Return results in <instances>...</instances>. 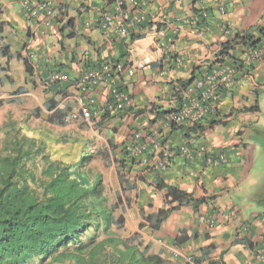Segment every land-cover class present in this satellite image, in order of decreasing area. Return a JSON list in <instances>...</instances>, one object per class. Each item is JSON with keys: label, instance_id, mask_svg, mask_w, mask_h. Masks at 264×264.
<instances>
[{"label": "crops", "instance_id": "obj_1", "mask_svg": "<svg viewBox=\"0 0 264 264\" xmlns=\"http://www.w3.org/2000/svg\"><path fill=\"white\" fill-rule=\"evenodd\" d=\"M222 4L226 8L224 14L219 10ZM56 5L63 15L61 27L49 29L43 37V22L28 19L21 0H0V65L8 63L10 69L8 74L0 73L3 90L0 99L24 98L29 102V97L39 92L44 99L46 118L54 113L63 117L64 125L57 124L63 128L74 122L77 140L82 134L78 122L89 127L106 126L118 159L123 156L124 142L134 120L126 113L106 110L109 101L106 87L92 86L82 91L78 78L83 70L104 61L151 56L152 63L146 69L134 76L123 74L118 80L131 93L137 121L145 127L163 117L156 110L151 111L150 103L156 102L165 110L178 106L172 90L175 83L193 77L195 81L217 65L224 42L238 36L257 38L264 31V0H145L144 11L151 28L143 27L141 34H136L142 36L138 39L132 35L128 39L114 35L108 39L101 29L85 25L94 16L93 7L101 5L116 11L114 1L105 5L103 0H56ZM203 6L208 12L204 23H188ZM223 26L227 27V33ZM158 27L166 30V48L158 45ZM244 50L239 39L229 54L239 58ZM179 57L183 59L182 65L176 62ZM25 58L33 68L32 73L26 70ZM56 69L67 73L68 79L45 86L44 79ZM262 92L264 62L256 63L251 72L239 68L234 86L222 92L200 124L175 125L163 130L161 140L165 148L190 140L193 146L204 145L215 156L225 154L227 161L221 165L210 166L204 158L187 162L181 155L172 157L168 168L162 171L138 162L131 167L125 164L130 191L129 200L123 199V204L129 215L121 214L125 224L128 219L136 224L129 237L136 235L135 245L180 264H210L211 260L219 264H264V257L255 252L256 246L264 248V203L259 201L264 194V168L255 169L256 165L264 164L262 157L255 158L264 135ZM82 95L94 100L92 124L80 112ZM53 98L56 107L49 109ZM115 126L119 128L117 133L109 129ZM59 140L62 144L69 142L67 137ZM112 165L120 197L125 198L113 159ZM158 179L196 198L209 199L198 211L192 206L174 211L158 230L151 227L141 230L140 224L146 222L147 215H157L160 209L170 207L164 202V192L155 186ZM214 218L216 227L211 228ZM184 237L185 242L176 244Z\"/></svg>", "mask_w": 264, "mask_h": 264}, {"label": "trees", "instance_id": "obj_2", "mask_svg": "<svg viewBox=\"0 0 264 264\" xmlns=\"http://www.w3.org/2000/svg\"><path fill=\"white\" fill-rule=\"evenodd\" d=\"M205 20L206 18L202 17L198 23H204ZM140 37L141 35L132 34L134 39ZM260 37L238 36L224 42L219 53L220 61L225 58L233 60L238 58L229 54L237 40L240 39L246 47L259 43ZM7 56L10 58L8 52ZM24 63L26 70L32 73L33 68L27 58L24 59ZM9 70L8 63L0 65V73L8 74ZM194 79L193 77L175 83L172 90L178 105L182 103L184 93ZM55 100L53 98L49 102V109L56 107ZM10 102H23V99H0V107ZM150 104L151 111L156 110L157 115L162 116L171 110L160 109L156 102ZM48 120L54 124L65 123L63 117H56L55 113ZM3 129L6 130L4 138H0V264H30L36 260L44 264L47 260L54 263L67 259L73 260L75 264H180L158 254L149 253L147 249H140L130 243V239L98 240L94 232L88 237V241L84 242L82 238L88 230L93 226L97 229L99 226L98 223L93 224L96 217L107 226L111 224L122 226L125 222L122 214L114 217L117 204L110 209L104 205L106 197L102 195L101 175L96 172L92 177L88 171L80 170V167H84L89 159L95 156L94 148L87 147L84 150L82 146L84 152L80 154L78 162L64 163L53 159L47 145L38 141L36 137L23 133L16 122L0 126V130ZM107 148L97 152L105 158L108 156L113 158L123 195L128 196L130 182L124 174V166L127 164L131 167L137 161L128 157L124 151L121 159H118L112 145ZM39 159L43 161L40 177L34 172L33 163ZM155 186L164 192V202L170 207L160 209L157 215H147L145 217L147 223L140 224L141 230L147 227L158 230L174 211L183 206H192L194 211H198L209 199L196 198L192 193L167 184L162 179H158ZM259 201L264 203V194L259 196ZM186 240L187 237H184L177 240L176 244ZM239 241L243 239L240 238ZM257 248L256 246V250ZM210 264L219 263L211 260Z\"/></svg>", "mask_w": 264, "mask_h": 264}, {"label": "built area", "instance_id": "obj_3", "mask_svg": "<svg viewBox=\"0 0 264 264\" xmlns=\"http://www.w3.org/2000/svg\"><path fill=\"white\" fill-rule=\"evenodd\" d=\"M113 1L117 3L116 11H109L101 5L93 7L94 16L92 19L86 20L85 25L101 29L108 39L113 35L118 39H128L132 34H141V29L145 26L150 25L151 28V23H147L148 16L144 11L145 0H103L105 5ZM21 4L28 19H40L43 22L44 29L41 31L43 37L51 28L60 29L63 15L61 9L56 5V0H21ZM219 10L223 14L226 13L223 4L219 5ZM202 17H208L204 6L187 22L198 23ZM223 30L228 32L226 26H223ZM156 33L159 36L158 45L161 48H166L167 45L164 41L166 30L157 28ZM176 62L178 65H182L183 59L179 57ZM258 62H264V32L260 37V42L256 45L246 46L241 57L236 60L225 58L217 65H213L187 89L181 104L169 107L168 109L171 108V110L164 113L160 121L145 127L137 121L131 93L123 89L118 84V80L123 74L134 76L137 71L146 69L152 63L151 56L142 58L129 56L126 61H104L97 66L83 70L78 78V85L82 91H86L92 86L106 87L109 97V101L105 104L106 110L108 112H123L133 118L134 126L129 131L122 150L127 153L128 157L141 165L147 168H158L162 171L168 168L169 160L172 157L181 155L187 162L204 158L208 165L219 166L227 161L225 154L215 156L209 153L204 145L193 146L190 140L175 147L165 148L161 140L164 137L163 130L175 125L195 126L200 124L209 109L215 107L222 92L234 86L239 68L251 72ZM67 79V73L56 69L44 79V83L47 86L61 83ZM92 102L94 100H87V97L81 96L80 112L83 119L90 124L93 123L94 115L91 108V105L94 104ZM210 227H216L215 218L211 221ZM256 254L263 258L264 248L258 247Z\"/></svg>", "mask_w": 264, "mask_h": 264}, {"label": "rangeland", "instance_id": "obj_4", "mask_svg": "<svg viewBox=\"0 0 264 264\" xmlns=\"http://www.w3.org/2000/svg\"><path fill=\"white\" fill-rule=\"evenodd\" d=\"M263 99H264V92ZM3 94V90L0 95ZM39 92H34L30 96V101L25 102H10L5 103L0 107V126L8 125L13 121L16 122L17 127H19L23 133L27 134L30 137H36L38 141H42L47 145V150L49 151L51 157L56 160L63 161L64 163L78 162V158L81 153L84 152L85 148L93 147L95 156L89 159L87 164L84 167H80L82 171H88V173L94 177L95 173L98 172L101 175V182L103 185L102 195L106 197L104 205L109 209L117 204V208L114 210V217H118L122 212L127 213V209L123 204V199L129 200L127 195L125 198H120V191L118 190L117 180L115 178V173L112 165V157L108 158L103 157L99 152L105 147H108V144L111 143L112 139L109 134L105 131L107 127H101L97 124L94 127H89L87 123H81L79 128L82 131L81 141L77 142L76 138L79 137L78 134H73L77 130V126H74V122L70 123L69 127H60L57 124L50 123L46 118L44 108V99ZM6 99V98H4ZM7 99H11L7 98ZM25 102V103H24ZM42 104L40 106L39 104ZM40 108L41 110H36ZM262 122H264V103H263V115L261 117ZM76 127V128H75ZM117 133L118 129L116 126L109 128ZM6 129L0 130V138H4V133ZM68 138L69 142L63 143L59 140L60 138ZM255 137H259L258 135ZM260 138V137H259ZM114 139V138H113ZM73 140V141H72ZM262 141L257 145L259 150H255V158L259 156L264 159V135L262 136ZM259 143V142H258ZM63 145V146H61ZM83 147L84 150L81 148ZM108 149V148H107ZM82 150V151H81ZM34 172L38 177L42 174L43 170V161L36 160L33 161ZM76 166V164H75ZM260 167L264 168V164L256 165L255 169ZM74 171V170H73ZM78 171V170H77ZM76 171V172H77ZM75 172V171H74ZM120 199V200H119ZM129 215L128 213L126 214ZM98 223L99 226L91 227L82 240L84 242L88 241V237L94 232L98 236V240L107 239V238H116L119 240L130 239V243L134 244L135 237H130L132 235V230L135 227V223L128 219V223L122 224V226H117L116 224L106 225L103 224L99 217L93 219V224ZM30 264H40L38 260L31 262ZM44 264H75L73 260H63L54 263H50V260H47Z\"/></svg>", "mask_w": 264, "mask_h": 264}]
</instances>
